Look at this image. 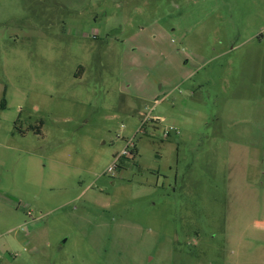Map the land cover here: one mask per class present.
Listing matches in <instances>:
<instances>
[{"label": "rangeland", "instance_id": "obj_1", "mask_svg": "<svg viewBox=\"0 0 264 264\" xmlns=\"http://www.w3.org/2000/svg\"><path fill=\"white\" fill-rule=\"evenodd\" d=\"M0 264H264V0H0Z\"/></svg>", "mask_w": 264, "mask_h": 264}, {"label": "built area", "instance_id": "obj_2", "mask_svg": "<svg viewBox=\"0 0 264 264\" xmlns=\"http://www.w3.org/2000/svg\"><path fill=\"white\" fill-rule=\"evenodd\" d=\"M130 155V153H128L127 151H123L121 152L120 155H117L116 157H114V161H118L122 156H127Z\"/></svg>", "mask_w": 264, "mask_h": 264}]
</instances>
